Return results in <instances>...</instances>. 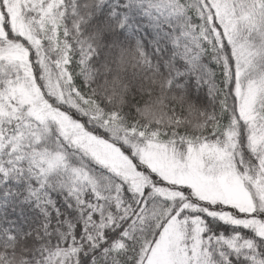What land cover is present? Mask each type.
Listing matches in <instances>:
<instances>
[{
  "label": "snow or ice",
  "instance_id": "obj_1",
  "mask_svg": "<svg viewBox=\"0 0 264 264\" xmlns=\"http://www.w3.org/2000/svg\"><path fill=\"white\" fill-rule=\"evenodd\" d=\"M0 264H264V0H0Z\"/></svg>",
  "mask_w": 264,
  "mask_h": 264
}]
</instances>
